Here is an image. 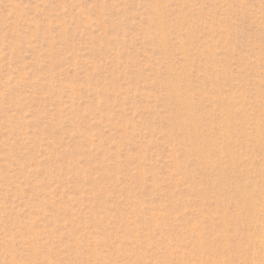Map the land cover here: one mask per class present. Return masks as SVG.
<instances>
[{"label": "rangeland", "instance_id": "1", "mask_svg": "<svg viewBox=\"0 0 264 264\" xmlns=\"http://www.w3.org/2000/svg\"><path fill=\"white\" fill-rule=\"evenodd\" d=\"M0 264H264V0H0Z\"/></svg>", "mask_w": 264, "mask_h": 264}]
</instances>
